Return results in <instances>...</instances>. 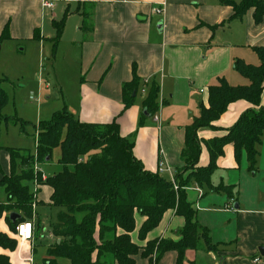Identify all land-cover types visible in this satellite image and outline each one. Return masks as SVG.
<instances>
[{"label":"crops","instance_id":"crops-1","mask_svg":"<svg viewBox=\"0 0 264 264\" xmlns=\"http://www.w3.org/2000/svg\"><path fill=\"white\" fill-rule=\"evenodd\" d=\"M44 1L53 2V6L46 7ZM241 1L0 0V37L6 30L10 36L0 39V49L14 55L25 53L26 57L36 50L40 64L53 57L56 82L42 87L59 98V110L66 108L83 122H117L121 135L134 143V155L144 167L172 181L185 166L186 129L200 115L201 107L209 106V88L221 78L232 86L250 84L235 70L236 59L260 64L254 49L264 47V17L257 22L254 9H249L243 17L232 19L233 2ZM68 8L71 12L55 44L53 22L60 21ZM134 76L140 84L134 103L126 108L123 86ZM153 84L160 89L159 110L144 118L143 103ZM249 107L245 100L230 104L216 122L217 128L200 129L199 138L224 135ZM209 160V151L203 146L199 166ZM1 161L4 172L9 173L7 152H2ZM211 182L216 187H235L233 197L195 181L185 188L187 200L215 249L200 243L197 249L186 251L184 264H264V135L257 171L250 172L245 155L238 164L234 146L228 144ZM52 192L48 185L40 187L34 238L19 241L15 251L4 252L11 264H36L32 254L40 241H60L52 228L49 233L46 230L48 215L44 212L57 210L49 206ZM39 206L45 211L40 213ZM6 215L0 219V230L11 235ZM144 220L136 214V229L131 234L141 247L157 239L178 241L185 226L184 217L170 209L159 226L140 240L138 232ZM177 258L176 251H169L157 264H176ZM136 264L150 262L138 255Z\"/></svg>","mask_w":264,"mask_h":264},{"label":"trees","instance_id":"trees-1","mask_svg":"<svg viewBox=\"0 0 264 264\" xmlns=\"http://www.w3.org/2000/svg\"><path fill=\"white\" fill-rule=\"evenodd\" d=\"M233 8L232 19L243 17L249 9H254L257 22L264 17V0L233 2ZM70 12L68 8L60 21L53 22L55 44L61 39ZM9 37L6 30L0 39ZM35 38H39V33ZM254 50L260 58L259 65L247 64L241 59L234 61L235 70L250 84L232 86L225 78L219 79L218 84L209 88V106H202L200 115L187 127L182 151L185 166L176 177L177 190L172 181L144 167L134 155V143L121 135L115 121L108 124L83 122L63 108L36 125L35 151L6 147L0 141V187L5 189L7 196L6 202H0V219L9 214L6 220L15 235L9 236L0 230V250L15 251L19 244L16 227L21 222L36 219L33 203L37 206L41 203L35 199L34 182L52 188L49 206L59 210L51 228L60 241L49 246L44 264H59V258H67L70 264H136L138 255L149 259L150 264H157L169 251L178 253L176 264H184L186 251L197 249L200 243L207 249H215L208 230L200 225L196 210L187 200L185 188L195 181L201 187L233 197L235 187L225 184L216 187L211 182L217 161L228 144L234 146L238 164L245 155L250 172L257 171L264 135V47ZM4 80L0 79V138L3 122L12 121L24 126L21 119H10L4 113L9 100L2 87ZM139 84L137 76L124 84L126 108L134 103ZM159 91V86L153 84L143 103L144 118L158 112ZM239 100L247 101L250 107L226 129V133L201 140L199 130L216 129V122L229 105ZM203 146L208 149L210 160L207 165L199 166ZM56 148L61 149V169L44 181L42 172L36 167L51 161ZM4 151L9 156V173L2 167ZM185 172L188 174L184 178ZM170 209L185 219L178 241L157 239L141 247L132 240L136 214L145 218L138 232L139 239L145 240ZM11 213L19 214L20 219L12 222ZM37 223L39 225L40 221ZM0 264H11L10 257L1 251Z\"/></svg>","mask_w":264,"mask_h":264},{"label":"rangeland","instance_id":"rangeland-1","mask_svg":"<svg viewBox=\"0 0 264 264\" xmlns=\"http://www.w3.org/2000/svg\"><path fill=\"white\" fill-rule=\"evenodd\" d=\"M53 61V57L50 60L46 57L40 64L39 52L36 50H33L26 57L25 53L16 52L14 55L13 53L9 54L6 49H0V79H6L2 83V87L9 97L8 103L4 108V113L8 117H11L10 119L18 118L24 122L23 127L21 124H15L12 121L2 123L0 141L3 146L35 151L36 125L40 119L45 120L50 118L53 112L60 108L58 107L59 98L50 95L49 91L42 87L56 82ZM50 73L52 74L50 75ZM50 96H52L51 99L49 98ZM60 157L61 150L57 148L53 153L51 161L42 164V171L45 175H54L61 169V165L59 164ZM6 200L5 189L0 187V201L6 202ZM43 208V206H39L38 211L40 213L45 211ZM57 210L53 209L51 214L49 211L44 212L48 215L47 233L51 231V224L56 221ZM13 235L11 232L9 236ZM54 243V239L53 242L48 239L38 243L36 250L32 254L36 264H44V258L47 257L48 244L53 245ZM0 251L4 253L10 250L1 249ZM58 263L70 264V261L67 258H59Z\"/></svg>","mask_w":264,"mask_h":264},{"label":"built area","instance_id":"built-area-1","mask_svg":"<svg viewBox=\"0 0 264 264\" xmlns=\"http://www.w3.org/2000/svg\"><path fill=\"white\" fill-rule=\"evenodd\" d=\"M44 5L46 7H52L53 6V2H50V1H44ZM36 169L39 171L42 172V175H41V179L42 180H46L47 179V175L44 174V172L41 170L40 168V165H37ZM173 184H174V187L175 189L177 190L178 189V183H177V180L174 178L172 180ZM41 186L39 184H37V182H34V188H33V191H34V196H35V199L37 200V195H38V192H39V188ZM233 203V202H232ZM36 208H37V203L34 202L33 203V210H34V214L36 213ZM34 219L33 220H30V221H24V222H21L18 224V226L16 227V237L18 238V240L23 243L25 241H31L33 240L34 238ZM30 261L32 262V258H30Z\"/></svg>","mask_w":264,"mask_h":264},{"label":"water","instance_id":"water-1","mask_svg":"<svg viewBox=\"0 0 264 264\" xmlns=\"http://www.w3.org/2000/svg\"><path fill=\"white\" fill-rule=\"evenodd\" d=\"M237 206V208H238V205H236ZM20 215L19 214H17V213H11L10 214V219H11V221L12 222H16L18 219H20ZM261 252H263V249H261Z\"/></svg>","mask_w":264,"mask_h":264}]
</instances>
